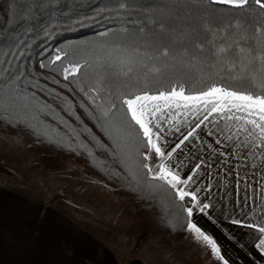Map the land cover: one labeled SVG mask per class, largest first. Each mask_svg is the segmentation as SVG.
<instances>
[{
  "label": "trees",
  "instance_id": "16d2710c",
  "mask_svg": "<svg viewBox=\"0 0 264 264\" xmlns=\"http://www.w3.org/2000/svg\"><path fill=\"white\" fill-rule=\"evenodd\" d=\"M209 29L252 36L264 29V9L254 0L243 8L213 0H0V131L27 140L34 170L57 171L72 161L126 198L136 217L131 232L136 246L165 237L181 241L189 233L183 209L191 207V198L180 201L140 167L148 160L136 155L139 143L127 135L129 130L123 133L125 147L118 148L115 131L111 136L105 131L111 114L105 120L97 108L107 106V93L94 104L85 92L93 95L89 89L102 76L111 91L125 85L142 88L145 81L148 87H166L180 80L186 90L202 88L209 77L231 83L222 66H208L215 61L201 65L193 60L209 55L207 45L202 54L195 47ZM137 48L130 63H120ZM164 48L170 57H160ZM58 50L67 56L53 63ZM112 50L118 52L109 67L105 57ZM85 60L89 66L64 79L63 67ZM153 66L161 68L160 74L149 72ZM129 67L130 76H123Z\"/></svg>",
  "mask_w": 264,
  "mask_h": 264
},
{
  "label": "crops",
  "instance_id": "0c3cea01",
  "mask_svg": "<svg viewBox=\"0 0 264 264\" xmlns=\"http://www.w3.org/2000/svg\"><path fill=\"white\" fill-rule=\"evenodd\" d=\"M178 119L179 131L166 123L161 125L166 151H171L198 122ZM225 123L216 114L210 116L169 162L182 179L194 177L188 186L180 187L186 191L200 189L197 198L210 205L204 213L194 209L192 219L216 240L223 260L212 253L210 246L201 248L200 254V247L189 243L196 245L197 241L190 231L180 242L163 238L155 240L159 245L152 241L136 249L132 240L120 243L107 239L94 233L88 226L89 220L85 219L84 225L58 208L57 200L44 201L32 189L16 187L12 178L4 180L0 174V264H224L225 260L227 264H264V253L255 246L258 233L247 226L264 220V146L256 142L257 146L252 147L251 140L245 141L246 134L233 135L235 127L229 130ZM3 158L14 167V160L0 152V159ZM158 163L157 157L148 159L153 169ZM87 178L91 179L84 181L87 186L97 184L89 187L93 195L99 196L95 207H100L99 200L104 206L102 190L113 191L112 188L98 179L96 182L95 178ZM70 204L76 207L75 203ZM95 220L92 223L99 222ZM234 220L239 223H233ZM132 222L135 223L134 218L129 223L122 221L121 225L125 229Z\"/></svg>",
  "mask_w": 264,
  "mask_h": 264
},
{
  "label": "snow or ice",
  "instance_id": "6c2138e0",
  "mask_svg": "<svg viewBox=\"0 0 264 264\" xmlns=\"http://www.w3.org/2000/svg\"><path fill=\"white\" fill-rule=\"evenodd\" d=\"M254 2L264 9V0H254ZM213 3L243 8L249 3V0H213ZM206 45L209 55L207 57L195 56L193 60L201 65L215 61V64L209 63L208 66H222L221 70L228 72V80L232 81L231 83L223 82V78L217 82L209 77V82L204 83L202 88L186 90L185 83L180 80L169 82L166 87H148L147 81H145V86L142 88L125 85L122 89L111 91L103 86L102 81L105 77L102 76L96 81V86L89 89L93 95H89L88 92H85V95L95 104L100 93H107L108 99L105 102L107 106L97 104L101 118L108 120L110 114L112 116V120H108L105 131L110 136L115 131L114 142L117 143L118 148H123L125 147V144L122 143L125 140L123 133L125 129L129 130L127 135L139 143V147L135 150L137 156H142L144 160L151 159L153 156L159 159L155 169L147 163L140 164V167L147 169L152 180L162 182L160 187L166 185L174 190L175 196L180 201H184L186 197L191 198L193 206L183 209L187 213V229L194 233L197 240L210 246L212 253L223 260L216 240L203 231L192 219L194 209L204 213L210 205L202 204L197 198L200 189L186 191L184 187H180V185L188 186L194 177L188 175L182 179L180 172L175 171L169 162L177 149L190 137H194L196 129L200 128L213 114L226 122L227 129L231 130L235 127L233 135L246 134L245 141L251 140L252 147L257 146L256 142L264 146V29H257L256 34L252 36L231 34L227 30L212 32L209 29L205 41L195 46L197 52L204 53ZM114 52H118V50L110 51L105 57L109 67L116 59L113 55ZM138 54L139 49H134L132 53L128 54L127 60H121L120 63H130L131 57ZM159 55L162 58H168L170 51L168 48H164ZM184 55L187 53L185 52ZM66 56L67 53L58 50L53 63L61 61L62 57ZM172 59H177V57L173 56ZM87 66H89L87 60L83 64L69 62L62 69L64 79L67 80L70 76L75 77L82 68ZM103 66L101 65V67ZM180 67H184L182 62ZM131 72L132 68L129 67L127 72L121 74L129 77ZM149 72L160 74L161 68L153 66ZM145 75L147 76V73ZM83 90L81 88V91ZM3 91L4 86L0 84V93ZM113 97L115 102H113ZM117 105H119L118 114L114 111L117 110ZM42 107L47 108L48 106L43 105ZM189 113L197 117L202 115L203 118L198 119L194 127L188 130L183 139L171 151H166L167 145L164 144L162 123L179 131L177 124L180 123V120L178 118L183 115L186 119ZM211 134L209 132V135ZM226 138L231 140L233 136ZM245 147H247V143ZM140 148H147L148 153L140 152ZM125 156L126 159H131V151H126ZM199 167V164L196 165L197 169ZM233 223H239V221L234 220ZM247 226L255 229L258 233L259 242L255 246L264 253V220ZM224 264H227L226 260Z\"/></svg>",
  "mask_w": 264,
  "mask_h": 264
},
{
  "label": "rangeland",
  "instance_id": "374dc122",
  "mask_svg": "<svg viewBox=\"0 0 264 264\" xmlns=\"http://www.w3.org/2000/svg\"><path fill=\"white\" fill-rule=\"evenodd\" d=\"M180 117L186 121L199 119L191 113H189L186 119L183 115ZM0 152H3L11 161L14 160L15 164L13 167L10 166L9 160L4 158L0 159V174L3 176L1 179L7 180L6 177L12 178L11 181L14 182V186L27 191H31L32 189V192L39 194L40 199L44 201L49 202L57 200L56 204L58 208L71 213L80 222H83L84 225H86L84 220H89L88 226L98 235L106 236L107 239H115L120 243H122L124 239L128 242L132 240L131 244L134 246V249L145 244L143 243L136 246L132 238L131 232L136 223V217L126 198L118 196L114 191L109 190L106 192L107 189L102 190L100 188L105 195L106 203L103 206L102 202L99 200L100 207L96 208L95 204L99 196L96 197V195H93L91 190L96 187L97 184L94 186H91L92 184L87 186L84 181L91 179L87 178V175H83V173L79 171L76 163L74 165V162L66 161L63 164L64 166L57 171L34 170L32 168V163L35 161V156L28 150L27 140L23 136H12L1 131ZM18 170L24 175L20 174ZM95 181L97 182V179H95ZM89 187L92 188L89 190ZM70 202L75 203L73 205L78 208L72 206ZM133 218L135 223H133V221L130 227L128 226L124 229L123 225H121L122 221L125 222L127 220L129 223ZM93 219L99 222L95 220L96 223H92ZM102 220H106V222ZM152 241L155 245H159L155 240L148 242L152 243ZM189 243L196 248L199 246L200 248H198V251L200 254L202 253L201 248L205 247L204 242L201 240H197L196 245L194 242ZM206 248H208V246H206Z\"/></svg>",
  "mask_w": 264,
  "mask_h": 264
}]
</instances>
